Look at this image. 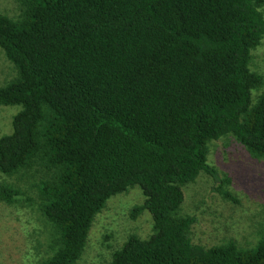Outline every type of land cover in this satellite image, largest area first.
Returning a JSON list of instances; mask_svg holds the SVG:
<instances>
[{"label": "trees", "instance_id": "obj_1", "mask_svg": "<svg viewBox=\"0 0 264 264\" xmlns=\"http://www.w3.org/2000/svg\"><path fill=\"white\" fill-rule=\"evenodd\" d=\"M15 1L0 8L14 68L0 106H19L0 172L36 190L47 236L33 264H75L95 215L133 185L145 199L131 216L149 210L153 232L130 235L110 264H264V228L250 246H206L181 212L188 184L218 179L211 140L232 133L264 158V92L252 98L263 76L250 65L264 0ZM22 192L3 182L0 199Z\"/></svg>", "mask_w": 264, "mask_h": 264}, {"label": "rangeland", "instance_id": "obj_2", "mask_svg": "<svg viewBox=\"0 0 264 264\" xmlns=\"http://www.w3.org/2000/svg\"><path fill=\"white\" fill-rule=\"evenodd\" d=\"M0 8L12 14L17 3L0 0ZM250 65L263 76V83L252 89L255 100L264 92V38L252 51ZM13 75L12 64L0 49V85ZM18 109L19 106H0V137L12 131L13 115ZM209 148L208 161L218 168V179L202 173L184 189L181 212L197 218L193 241L212 246L232 238L240 245H253L264 228V158L252 155L232 133L211 140ZM3 182L14 183L23 195H18L12 204L0 199V264H33L45 255L47 236L36 190L0 172V186ZM144 199L138 185L111 196L95 215L85 249L75 264H110L113 251L130 235L147 238L153 232L150 211L144 209L136 217L131 216L133 208Z\"/></svg>", "mask_w": 264, "mask_h": 264}]
</instances>
